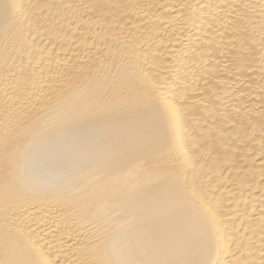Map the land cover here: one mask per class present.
<instances>
[{
  "label": "bare ground",
  "instance_id": "obj_1",
  "mask_svg": "<svg viewBox=\"0 0 264 264\" xmlns=\"http://www.w3.org/2000/svg\"><path fill=\"white\" fill-rule=\"evenodd\" d=\"M0 264H264V0H0Z\"/></svg>",
  "mask_w": 264,
  "mask_h": 264
}]
</instances>
